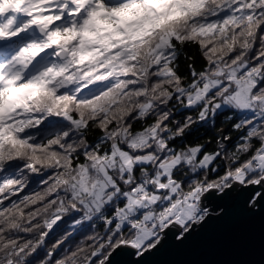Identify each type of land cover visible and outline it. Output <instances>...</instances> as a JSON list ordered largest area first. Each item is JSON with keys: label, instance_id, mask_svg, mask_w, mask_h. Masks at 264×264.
Wrapping results in <instances>:
<instances>
[{"label": "snow or ice", "instance_id": "6c2138e0", "mask_svg": "<svg viewBox=\"0 0 264 264\" xmlns=\"http://www.w3.org/2000/svg\"><path fill=\"white\" fill-rule=\"evenodd\" d=\"M257 216L264 0H0V264H149Z\"/></svg>", "mask_w": 264, "mask_h": 264}, {"label": "water", "instance_id": "95a60500", "mask_svg": "<svg viewBox=\"0 0 264 264\" xmlns=\"http://www.w3.org/2000/svg\"><path fill=\"white\" fill-rule=\"evenodd\" d=\"M126 262V255L114 257ZM149 264H264V220L259 216L238 224L213 227L181 250L146 257Z\"/></svg>", "mask_w": 264, "mask_h": 264}, {"label": "trees", "instance_id": "16d2710c", "mask_svg": "<svg viewBox=\"0 0 264 264\" xmlns=\"http://www.w3.org/2000/svg\"><path fill=\"white\" fill-rule=\"evenodd\" d=\"M220 119H222V116H221V117H218V122H219ZM32 187H35V183H34V182H31V183L28 185V189H31ZM5 203H7V201H5ZM77 239H79V237H77Z\"/></svg>", "mask_w": 264, "mask_h": 264}]
</instances>
